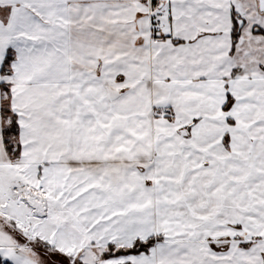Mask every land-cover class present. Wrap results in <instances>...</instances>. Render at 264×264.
I'll return each mask as SVG.
<instances>
[{"label": "snow or ice", "instance_id": "obj_1", "mask_svg": "<svg viewBox=\"0 0 264 264\" xmlns=\"http://www.w3.org/2000/svg\"><path fill=\"white\" fill-rule=\"evenodd\" d=\"M0 264H264V0H0Z\"/></svg>", "mask_w": 264, "mask_h": 264}]
</instances>
